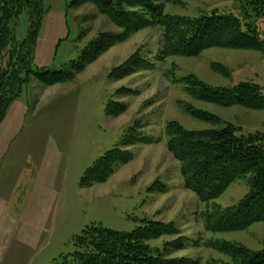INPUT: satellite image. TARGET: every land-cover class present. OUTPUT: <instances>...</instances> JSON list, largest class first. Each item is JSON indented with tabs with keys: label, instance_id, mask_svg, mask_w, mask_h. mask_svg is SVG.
I'll list each match as a JSON object with an SVG mask.
<instances>
[{
	"label": "rangeland",
	"instance_id": "rangeland-1",
	"mask_svg": "<svg viewBox=\"0 0 264 264\" xmlns=\"http://www.w3.org/2000/svg\"><path fill=\"white\" fill-rule=\"evenodd\" d=\"M71 1L45 0L48 11L65 12L67 32L44 67L49 70L78 60L98 34L121 32L92 5L67 8ZM157 3L170 16L197 18L216 13L239 18L255 29L263 50L211 48L197 57L162 59V32L154 27L107 50L70 83L45 86L27 77L0 125V264H59L76 251V238L91 225L130 233L143 220L173 224L176 235L148 243L167 259L228 262L206 246L214 241L239 243L252 251L264 248V222L246 231L205 232L200 220L204 205L184 190L179 164L168 152L165 136L166 125L173 121L187 130L221 127L188 117L178 101L219 117L237 135H264V110L194 101L184 93L182 82L190 75L216 88L250 82L264 93V11L255 0ZM27 26L28 18L22 14L15 27L18 41L25 37ZM43 26L46 22L42 32ZM135 54L145 68L150 67L120 80L109 78L112 70ZM34 60L33 69L43 68ZM110 101L125 105V112L108 116ZM125 138L130 143L122 148ZM114 148L130 153L132 160L117 165L106 182L82 188L86 171ZM247 191L244 180L235 181L214 204L234 206ZM178 240L183 246L171 248Z\"/></svg>",
	"mask_w": 264,
	"mask_h": 264
},
{
	"label": "trees",
	"instance_id": "trees-1",
	"mask_svg": "<svg viewBox=\"0 0 264 264\" xmlns=\"http://www.w3.org/2000/svg\"><path fill=\"white\" fill-rule=\"evenodd\" d=\"M255 1L258 8L264 11V0ZM85 4L92 5L98 14L121 32L98 34L81 51L78 60L53 71L44 67L33 69L37 41L44 18L49 13L45 0H0V64L4 60V65L0 66V125L12 102L20 96L27 77L45 86L70 83L104 52L148 28L161 29L162 59L197 57L211 48L263 50L255 29L231 15L211 13L197 18L170 16L164 13L157 0H72L67 8ZM22 14L27 16L28 26L25 37L18 41L15 27ZM145 64L135 54L122 66L112 70L109 78L123 79L145 68ZM182 82L184 93L194 101L223 108L238 106L264 110V93L253 83L216 88L193 75ZM177 106L192 119L221 126L187 130L173 121L165 127L166 148L179 164L183 188L193 193L204 205L200 220L205 232L246 231L253 224L264 222V135H237L232 125L221 123V119L215 115L198 110L184 101H178ZM125 110L126 106L118 102L110 101L106 106V114L111 117L119 116ZM129 143L125 138L121 142L122 148ZM131 160V154L120 148L106 152L86 171L81 179V187L89 188L106 182L117 165H125ZM238 180H244L248 188L243 199L228 208L214 204ZM176 233L172 223L152 220H143L142 226L130 233L91 225L76 238V251L59 264H198L180 258L167 259L163 252L148 244ZM182 244L178 240L170 246L180 249ZM206 246L229 261L209 260L204 264H264V248L252 251L239 243L224 241L209 242Z\"/></svg>",
	"mask_w": 264,
	"mask_h": 264
},
{
	"label": "crops",
	"instance_id": "crops-1",
	"mask_svg": "<svg viewBox=\"0 0 264 264\" xmlns=\"http://www.w3.org/2000/svg\"><path fill=\"white\" fill-rule=\"evenodd\" d=\"M64 13H54L50 10L45 17L43 25L46 22V27L42 28L44 34L41 31L35 49L36 66H47L52 61L60 41L66 37V15Z\"/></svg>",
	"mask_w": 264,
	"mask_h": 264
}]
</instances>
